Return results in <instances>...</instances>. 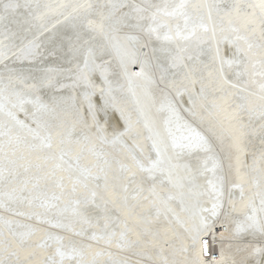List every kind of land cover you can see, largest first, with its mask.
I'll return each mask as SVG.
<instances>
[{
	"label": "snow or ice",
	"instance_id": "snow-or-ice-1",
	"mask_svg": "<svg viewBox=\"0 0 264 264\" xmlns=\"http://www.w3.org/2000/svg\"><path fill=\"white\" fill-rule=\"evenodd\" d=\"M0 264H264V0H0Z\"/></svg>",
	"mask_w": 264,
	"mask_h": 264
},
{
	"label": "bare ground",
	"instance_id": "bare-ground-1",
	"mask_svg": "<svg viewBox=\"0 0 264 264\" xmlns=\"http://www.w3.org/2000/svg\"><path fill=\"white\" fill-rule=\"evenodd\" d=\"M154 87H156V88H164V85L163 84H159L158 82L154 85ZM119 99H126V100H128L129 101V104H130V107H131V109L132 110H134L135 109V103H134V101H133V98L130 96V95H127V96H122V97H118ZM120 120V117H119V113L118 112H116V113H114V116H113V119H112V123H115V122H117V121H119ZM122 123V122H121Z\"/></svg>",
	"mask_w": 264,
	"mask_h": 264
}]
</instances>
